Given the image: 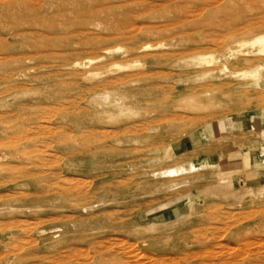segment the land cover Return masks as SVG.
<instances>
[{
	"label": "rangeland",
	"instance_id": "rangeland-1",
	"mask_svg": "<svg viewBox=\"0 0 264 264\" xmlns=\"http://www.w3.org/2000/svg\"><path fill=\"white\" fill-rule=\"evenodd\" d=\"M261 32L264 0H0V264H264Z\"/></svg>",
	"mask_w": 264,
	"mask_h": 264
},
{
	"label": "bare ground",
	"instance_id": "bare-ground-1",
	"mask_svg": "<svg viewBox=\"0 0 264 264\" xmlns=\"http://www.w3.org/2000/svg\"><path fill=\"white\" fill-rule=\"evenodd\" d=\"M250 44L251 45H256V48H255V51L257 52V53H260V54H264V32H261V33H257V34H255V35H253V37L250 39ZM97 43V42H96ZM146 46V45H145ZM148 47V46H147ZM145 49V48H144ZM89 62V61H88ZM73 65V64H72ZM223 68H220V70H222ZM224 70V69H223ZM21 134V133H20ZM22 137H24V136H22ZM10 140V139H9ZM15 141H16V138L14 139ZM20 140V139H19ZM11 141H12V139H11ZM13 142V141H12ZM82 179V178H81ZM69 180V179H68ZM73 180V179H72ZM66 181V180H65ZM68 182V181H67ZM70 182V181H69ZM75 183H76V181H74ZM80 182V181H79ZM78 184V183H77ZM69 186H70V184H69ZM72 187V186H71ZM77 187V186H76ZM82 187V186H81ZM63 188V187H62ZM61 188V189H62ZM66 188V187H65ZM40 195H45L44 193H40ZM250 217V216H249ZM249 240V239H248ZM248 240H246V242H248ZM264 242V241H263ZM249 243L250 242H248V244L247 243H245V244H247V246H245L246 248H247V250H248V245H249ZM242 244H244V243H242ZM244 244V245H245ZM253 244V243H252ZM263 244V243H262ZM98 247V246H97ZM230 247V246H229ZM244 247V246H243ZM242 247V248H243ZM80 248V247H79ZM101 248V247H100ZM104 248V247H103ZM15 249V248H14ZM244 249V248H243ZM80 250V249H79ZM240 250V249H239ZM113 251V250H112ZM208 251V250H207ZM210 251H212V250H210ZM238 251V250H237ZM241 251V250H240ZM243 251V250H242ZM248 251H250V250H248ZM253 251V250H252ZM245 252L244 254L246 255H244L245 256V258L246 259H248L249 260V257L250 256H252L251 254L253 253V252ZM213 252V251H212ZM234 252V251H233ZM232 251H231V256L233 255V256H235L236 255V253H234V254H232L233 253ZM263 252V251H262ZM208 253H210V252H208ZM217 253V252H216ZM239 253V252H238ZM238 253H237V256H238ZM242 253V252H241ZM260 253V252H259ZM77 254V253H76ZM196 254V253H195ZM240 255V254H239ZM260 255L262 256V254L260 253ZM236 256V258H238V257H240V256H242V255H240V256H238L237 257ZM264 256V255H263ZM257 257V256H256ZM233 258V257H232ZM242 259V258H241ZM227 261V260H226ZM231 262H234V261H231ZM236 262V261H235ZM223 263V262H222ZM225 263V262H224ZM248 263V262H247ZM252 264V263H251Z\"/></svg>",
	"mask_w": 264,
	"mask_h": 264
}]
</instances>
